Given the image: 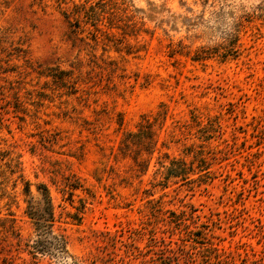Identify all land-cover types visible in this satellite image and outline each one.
I'll return each instance as SVG.
<instances>
[{
    "label": "rangeland",
    "instance_id": "rangeland-1",
    "mask_svg": "<svg viewBox=\"0 0 264 264\" xmlns=\"http://www.w3.org/2000/svg\"><path fill=\"white\" fill-rule=\"evenodd\" d=\"M98 1L0 0V264H264V0Z\"/></svg>",
    "mask_w": 264,
    "mask_h": 264
},
{
    "label": "trees",
    "instance_id": "trees-1",
    "mask_svg": "<svg viewBox=\"0 0 264 264\" xmlns=\"http://www.w3.org/2000/svg\"><path fill=\"white\" fill-rule=\"evenodd\" d=\"M118 11L119 9L115 6V4L110 6L107 5L106 2H102L101 0L95 3H80V4H74L73 7L64 13V16L68 19V23H70V27L72 28H78L80 24L83 25H90L92 26L95 31H101L100 24L103 23L106 24V27L108 29L111 28H119L117 23H111L114 18L113 11ZM122 11V10H121ZM123 18H126V15H120L117 18V21L123 20ZM71 21L73 23H71ZM121 30L127 29L126 27H129L128 23H124V26H122ZM124 33V32H123ZM108 38V36H107ZM96 36L93 35V40L95 41ZM130 51L126 50V53H129ZM62 76H68V72H63ZM60 81L63 80V77L59 79ZM76 90V89H75ZM148 122V121H147ZM175 166V165H174ZM171 169V168H170ZM179 170L177 167H173V172H171V176L178 177L182 176L178 174Z\"/></svg>",
    "mask_w": 264,
    "mask_h": 264
}]
</instances>
